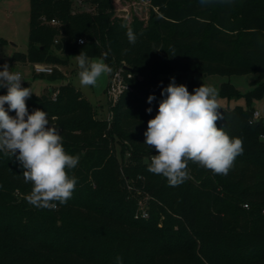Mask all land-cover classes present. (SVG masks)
<instances>
[{"label":"trees","instance_id":"trees-1","mask_svg":"<svg viewBox=\"0 0 264 264\" xmlns=\"http://www.w3.org/2000/svg\"><path fill=\"white\" fill-rule=\"evenodd\" d=\"M140 1L146 17L128 19L129 7L121 5L127 0H93L95 14H72L71 0H29L27 51L14 60L65 64L81 51L89 58L107 54L111 69L126 67L127 89L110 108V122L97 119L69 83L50 90L54 99L26 100L29 113L47 112L65 151L80 156L70 173L78 182L66 204L38 208L27 201L32 185L24 182L21 164L0 152V264H117V257L122 264H264V123L252 120L251 108L264 97V0ZM41 17L61 25H45ZM123 24L136 33L134 45ZM172 73L259 76L245 109H218L223 119L217 126L243 146L227 175L189 161L190 178L170 187L163 175L147 170L158 153L144 144V132ZM184 85L192 93L202 83ZM219 94L239 96L227 83ZM149 95L156 97L151 104ZM110 141L119 144L122 161L110 154ZM124 177L141 193L126 189ZM145 196L148 217L134 218ZM214 202L223 206L216 209Z\"/></svg>","mask_w":264,"mask_h":264},{"label":"clouds","instance_id":"clouds-1","mask_svg":"<svg viewBox=\"0 0 264 264\" xmlns=\"http://www.w3.org/2000/svg\"><path fill=\"white\" fill-rule=\"evenodd\" d=\"M207 2L201 0L202 4ZM122 27L126 28L128 42L134 45L136 33L127 24ZM74 57L81 85L95 86L98 78L112 71L104 62L107 54L91 61L82 51ZM0 67V88L7 89L5 95H0V152L15 156L24 169V182L32 185L27 201L38 208L55 209L57 202L66 204L73 196L78 180L70 173L78 166L80 156L65 151L63 137L50 125L46 111L29 113L26 100L33 92L22 86V74L11 71L7 63ZM217 96L214 87L204 84L190 93L174 77L162 88L157 114L144 132V144L158 153L152 156L147 170L163 175L170 187L190 178L189 161L214 174L227 175L235 158L242 154V140L230 137L217 126L216 122L223 119ZM155 99V95H149L147 102L151 104ZM13 111L15 116L9 114ZM146 111L151 113L152 108ZM117 264H122L121 257H117Z\"/></svg>","mask_w":264,"mask_h":264},{"label":"rangeland","instance_id":"rangeland-1","mask_svg":"<svg viewBox=\"0 0 264 264\" xmlns=\"http://www.w3.org/2000/svg\"><path fill=\"white\" fill-rule=\"evenodd\" d=\"M130 0L121 2V5H128V19L131 15L138 17H146L147 6L143 5L140 0H135L136 4L131 5ZM29 0H0V65L8 64L11 71L20 72L23 76V87H30L35 96L49 95L50 89H57L59 86L69 83L78 90L84 99H86L91 107L96 112V118L110 122L112 119L110 105L106 97V89L109 83V74H104L97 80L95 86H84L80 84L78 72L79 67L75 58H67L65 64H50L54 67L53 73H60L59 79L51 80L47 75H35L32 71L31 64L24 61L22 58L13 59V55L19 54L23 57L27 51L28 38V20H29ZM59 58L65 59V55L57 54ZM102 57L92 56L89 60H98ZM105 62V61H104ZM0 67V71H2ZM168 77L175 78L176 83L184 84L187 81L197 79L202 84L214 87L217 92V103L220 110H233L235 108L245 109L247 107L246 94L254 88V82L259 78L255 73L240 74V75H205L198 74H179L172 73ZM229 84L238 93L239 96L223 97L219 94V89L222 84ZM7 89L0 88V95H5ZM191 93V92H190ZM251 108L257 111L264 123V97L251 101ZM109 115V116H108ZM111 115V116H110ZM111 117V118H110ZM110 154H114L118 161H122L121 149L117 142L109 144ZM223 204L214 202V207L219 209ZM226 222L230 221V215L226 216ZM264 253V249L260 253Z\"/></svg>","mask_w":264,"mask_h":264},{"label":"built area","instance_id":"built-area-1","mask_svg":"<svg viewBox=\"0 0 264 264\" xmlns=\"http://www.w3.org/2000/svg\"><path fill=\"white\" fill-rule=\"evenodd\" d=\"M93 0H71L72 6H71V13H80L85 12L89 14H95L96 13V3L92 2ZM41 22L45 25H49L55 28H58L61 23L56 19H46L44 17H41ZM59 38H54V44L58 43ZM76 42L78 45H82L85 42V39L83 37H78L76 39ZM32 71L35 75H51L54 72V67L47 63H33L31 64ZM123 70L124 66L119 65L112 69L111 73L109 74V83L106 89V97L108 104L110 105V108L115 105V103L118 101L120 95L124 92V90L127 89V86L124 82L123 78ZM52 99L55 98V93L51 96ZM109 108V110H110ZM109 116V115H108ZM111 116V115H110ZM111 118V117H110ZM260 115L257 111H253L252 113V120H258L260 119ZM260 139L264 141V134L260 136ZM125 178V186L126 189L129 191H133L135 194H140L141 189L136 187L131 180L128 178ZM140 179V177H138ZM147 197L145 196L143 199H139L137 203V209L134 214V218H147L148 217V211L145 204ZM244 208H247V205H243Z\"/></svg>","mask_w":264,"mask_h":264},{"label":"water","instance_id":"water-1","mask_svg":"<svg viewBox=\"0 0 264 264\" xmlns=\"http://www.w3.org/2000/svg\"><path fill=\"white\" fill-rule=\"evenodd\" d=\"M126 67H124V69H125Z\"/></svg>","mask_w":264,"mask_h":264},{"label":"crops","instance_id":"crops-1","mask_svg":"<svg viewBox=\"0 0 264 264\" xmlns=\"http://www.w3.org/2000/svg\"><path fill=\"white\" fill-rule=\"evenodd\" d=\"M51 90V89H50Z\"/></svg>","mask_w":264,"mask_h":264}]
</instances>
